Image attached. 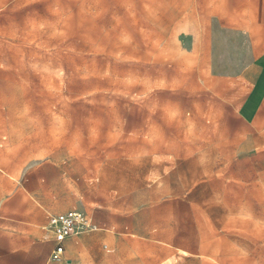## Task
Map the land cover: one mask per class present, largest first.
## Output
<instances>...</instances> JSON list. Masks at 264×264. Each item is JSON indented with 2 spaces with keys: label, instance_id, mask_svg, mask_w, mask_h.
Instances as JSON below:
<instances>
[{
  "label": "rangeland",
  "instance_id": "obj_1",
  "mask_svg": "<svg viewBox=\"0 0 264 264\" xmlns=\"http://www.w3.org/2000/svg\"><path fill=\"white\" fill-rule=\"evenodd\" d=\"M0 264H264V1L0 0Z\"/></svg>",
  "mask_w": 264,
  "mask_h": 264
},
{
  "label": "built area",
  "instance_id": "obj_2",
  "mask_svg": "<svg viewBox=\"0 0 264 264\" xmlns=\"http://www.w3.org/2000/svg\"><path fill=\"white\" fill-rule=\"evenodd\" d=\"M46 230L51 234L55 242L51 258L60 260L64 250V242L67 239L94 232L97 228L90 217L79 211L70 210L62 214L50 215Z\"/></svg>",
  "mask_w": 264,
  "mask_h": 264
},
{
  "label": "crops",
  "instance_id": "obj_3",
  "mask_svg": "<svg viewBox=\"0 0 264 264\" xmlns=\"http://www.w3.org/2000/svg\"><path fill=\"white\" fill-rule=\"evenodd\" d=\"M229 1H231V0H229ZM232 1H264V0H232ZM70 211V210H69ZM65 213V212H64ZM62 214V213H61ZM50 215H58V214H49L48 216H47V223H46V226H47V224H48V217L50 216ZM46 228V227H45ZM50 234V233H49ZM88 234V233H87ZM51 235V234H50ZM52 237V236H51ZM53 238V237H52ZM71 239H76V238H71ZM54 240V239H53ZM55 246V245H54Z\"/></svg>",
  "mask_w": 264,
  "mask_h": 264
}]
</instances>
